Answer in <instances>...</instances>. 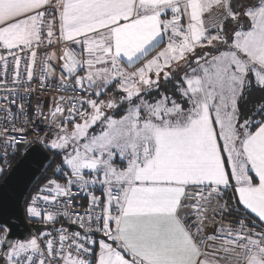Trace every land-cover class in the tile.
<instances>
[{"label":"snow or ice","instance_id":"obj_1","mask_svg":"<svg viewBox=\"0 0 264 264\" xmlns=\"http://www.w3.org/2000/svg\"><path fill=\"white\" fill-rule=\"evenodd\" d=\"M0 182V264H264V0H0Z\"/></svg>","mask_w":264,"mask_h":264},{"label":"built area","instance_id":"obj_2","mask_svg":"<svg viewBox=\"0 0 264 264\" xmlns=\"http://www.w3.org/2000/svg\"><path fill=\"white\" fill-rule=\"evenodd\" d=\"M55 95H57V93H55V92H45L41 95V97H39L40 99H42L44 101L45 108H47L48 104L51 102V97L55 96ZM66 95H71V93H67ZM35 100H36V97H33V103H35ZM14 162H13V164H14Z\"/></svg>","mask_w":264,"mask_h":264},{"label":"water","instance_id":"obj_3","mask_svg":"<svg viewBox=\"0 0 264 264\" xmlns=\"http://www.w3.org/2000/svg\"><path fill=\"white\" fill-rule=\"evenodd\" d=\"M19 159H20V157H19L17 160H19ZM13 167H14V168L16 167V162H14ZM27 179H28V178H25V180H24V186H25V187L28 186V185H27ZM0 183H2V182H0ZM36 227L39 228V227H41V226H40L39 224H37ZM33 231H35V229H33Z\"/></svg>","mask_w":264,"mask_h":264},{"label":"trees","instance_id":"obj_4","mask_svg":"<svg viewBox=\"0 0 264 264\" xmlns=\"http://www.w3.org/2000/svg\"><path fill=\"white\" fill-rule=\"evenodd\" d=\"M18 158H19V157H18ZM18 158H17V159H18ZM17 159H16V160H17Z\"/></svg>","mask_w":264,"mask_h":264},{"label":"rangeland","instance_id":"obj_5","mask_svg":"<svg viewBox=\"0 0 264 264\" xmlns=\"http://www.w3.org/2000/svg\"><path fill=\"white\" fill-rule=\"evenodd\" d=\"M99 194V193H98Z\"/></svg>","mask_w":264,"mask_h":264}]
</instances>
